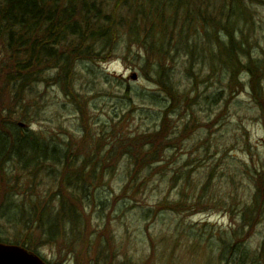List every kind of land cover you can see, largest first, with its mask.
Returning <instances> with one entry per match:
<instances>
[{"label":"rangeland","instance_id":"obj_1","mask_svg":"<svg viewBox=\"0 0 264 264\" xmlns=\"http://www.w3.org/2000/svg\"><path fill=\"white\" fill-rule=\"evenodd\" d=\"M246 4L239 15L244 37L249 54L264 68V0ZM214 17L209 21L219 19ZM225 24L216 25L222 37ZM123 38L112 55L77 67L74 100L49 70L35 94V115L29 122L14 119L61 155L73 149L69 161L88 164L99 150L104 162L92 176V166H85L90 189L82 194L93 203L86 204L81 221L78 260L60 253L57 243L41 249L40 256L49 264H264V76L256 98L243 67L233 81L223 66L210 65L214 53L194 59L191 73L184 56H177V88L189 102L170 114L171 141L160 149L161 162L146 167L135 164V157L145 135L159 129L168 98L156 84V69L144 61V50ZM209 41L217 49L212 36ZM1 94L0 87L3 120L12 97ZM135 138L139 142H131ZM4 146L0 141V153ZM13 164L0 174L1 192L8 188L6 178L11 191H21L7 205L11 209L30 201L24 193L33 199L58 194L64 175L53 181L40 173L32 182L30 172ZM11 229L0 219V233Z\"/></svg>","mask_w":264,"mask_h":264},{"label":"trees","instance_id":"obj_2","mask_svg":"<svg viewBox=\"0 0 264 264\" xmlns=\"http://www.w3.org/2000/svg\"><path fill=\"white\" fill-rule=\"evenodd\" d=\"M247 1L0 0L1 96L3 98L8 91L12 97L6 109L9 117L0 119V141L5 145L0 153V174L9 167L7 164L14 163L31 173L28 178L32 182L40 173L53 181L64 175L58 181V194L37 200L32 198L33 194L30 197L24 193L22 195L30 201L14 209L7 205H11L10 201L21 191H11L13 184L6 178L8 188L1 192L0 186V219L6 218L12 229L0 233V243L21 246L37 254L57 243L60 253L66 251L77 260L80 257L81 221L87 205L93 203L84 197L88 187L90 189L85 166H92L89 173L92 176L95 170L103 168V157L98 158V150L95 156L89 157L88 164V160L69 161L73 149H64L63 156L59 148L41 141L14 120L28 119L29 122L32 114L35 115V94L37 96L38 87L48 81L49 70H55L53 81L61 85L65 96L74 100L72 82L82 62H96L112 55L123 45L124 35L129 43L139 45L146 55L144 61L156 69V84L168 98L160 130L145 135L146 144L140 146L135 157V164L150 167L161 162L160 149L170 144L167 136L170 114L179 104L189 102L177 88L174 71L177 56H184L187 73H191L196 71L192 68L194 59L197 61L202 54L208 57L214 53L209 59L210 65L223 66L233 81L243 67L250 77L254 97L260 98L264 68L249 54V41L244 37L239 19L247 8ZM217 10L221 14L215 13ZM214 16L219 19L210 22V18L216 19ZM222 19L226 21L222 26L226 32L223 37L216 30ZM233 25L238 27V32L232 30ZM210 36L217 49L210 46ZM242 57L246 58L245 62ZM201 65L199 62L196 65L198 70ZM262 112L264 115V110ZM136 138L131 142H139ZM57 166H63V170H57ZM51 169L56 171L55 176L49 173ZM4 208H8L6 214Z\"/></svg>","mask_w":264,"mask_h":264},{"label":"water","instance_id":"obj_3","mask_svg":"<svg viewBox=\"0 0 264 264\" xmlns=\"http://www.w3.org/2000/svg\"><path fill=\"white\" fill-rule=\"evenodd\" d=\"M0 264H47L39 255L21 246L0 243Z\"/></svg>","mask_w":264,"mask_h":264}]
</instances>
